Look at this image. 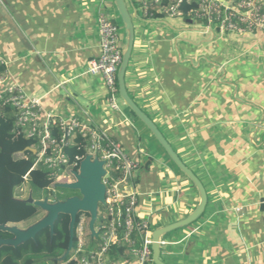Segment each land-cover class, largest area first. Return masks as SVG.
I'll return each mask as SVG.
<instances>
[{
	"label": "crops",
	"instance_id": "obj_1",
	"mask_svg": "<svg viewBox=\"0 0 264 264\" xmlns=\"http://www.w3.org/2000/svg\"><path fill=\"white\" fill-rule=\"evenodd\" d=\"M125 1L135 27L128 94L209 197L197 222L162 239L163 262L264 264V33L222 35L187 18L146 16L143 0ZM102 11L120 26L124 54L127 32L115 0H0V91L18 86L40 99V123L49 114L78 118L119 142L142 164L133 187L137 215L153 235L190 216L201 195L124 102L119 112L111 107L104 78L87 73L101 55ZM128 257V250L112 253L114 261ZM128 264L141 263L129 257Z\"/></svg>",
	"mask_w": 264,
	"mask_h": 264
},
{
	"label": "built area",
	"instance_id": "obj_2",
	"mask_svg": "<svg viewBox=\"0 0 264 264\" xmlns=\"http://www.w3.org/2000/svg\"><path fill=\"white\" fill-rule=\"evenodd\" d=\"M184 4L193 6L188 13L182 10ZM141 8L146 16L161 14L187 18L207 31L215 30L222 35L253 31L264 33V0H143ZM98 22L101 55L89 62L87 73L104 78L110 105L119 112L118 74L123 61L121 28L103 11ZM0 64H4L2 59ZM4 82L5 74L1 73L0 86ZM5 109H11L14 115L15 137L23 136L35 142L31 149L36 151L37 159L32 171L44 169L51 181L43 191L55 193L56 185L74 182L73 172L79 169L85 157L71 161L67 148L76 146L77 141L74 143L73 139L82 137L86 142L87 155H97L105 163L106 205L105 212L99 210L98 213V237L91 238L83 216L77 226L76 246L61 264H128L129 257L137 258L141 264L151 263L152 229L149 221L137 215L138 195L133 188L142 164L133 159L107 131H98L78 118L62 120L49 114L46 122L40 123L41 100L28 98L18 86L10 87L5 93L0 91V116L4 115ZM24 180L28 183L30 174ZM19 192H25L24 186ZM17 198L23 200L25 197ZM164 244L162 242L161 246ZM115 249L128 250L129 257L114 261L112 253Z\"/></svg>",
	"mask_w": 264,
	"mask_h": 264
},
{
	"label": "water",
	"instance_id": "obj_3",
	"mask_svg": "<svg viewBox=\"0 0 264 264\" xmlns=\"http://www.w3.org/2000/svg\"><path fill=\"white\" fill-rule=\"evenodd\" d=\"M116 7L122 18L123 24L127 32V48L123 54V61L118 74V86L119 94L124 99L125 103L129 106L131 111L147 126L152 132L154 137L158 140L161 146L164 148L171 160L176 166L193 182L197 187L201 195L200 206L185 220L172 224L170 226L157 229L154 231L153 238V263L154 264H166L161 257V243L162 239L176 231L185 227H188L197 222L205 213L209 201L208 193L205 186L200 179L190 170L182 161V159L174 151L170 143L166 140L162 132L158 129L155 123L140 109V107L134 102V100L128 94L125 84V74L128 68L132 51L135 43V27L132 16L129 12L125 0H115ZM28 151L36 154L34 149H28ZM107 172L105 170V163L99 159L97 155H87L80 163V167L77 171L73 172L74 182L72 183H60L56 187L60 190L77 191L81 197H70L64 201L50 202L48 198L36 200L33 197V193L29 194V197L23 202L34 205L40 211L44 213V217L31 225L27 229L20 228L18 226L0 225V232L9 234L12 236L10 239H0V251L4 247L18 249L19 247L27 244L30 241H37V237L45 230H49L51 239L55 235V225L60 216H68L70 218L69 224V245L66 253L59 258V263L64 262L71 254L75 246L77 237V222L80 214H86L90 216L89 231L91 238L98 237L96 231V224L98 221V213L100 206L106 205V186L103 183V179ZM264 217V213H263Z\"/></svg>",
	"mask_w": 264,
	"mask_h": 264
},
{
	"label": "trees",
	"instance_id": "obj_4",
	"mask_svg": "<svg viewBox=\"0 0 264 264\" xmlns=\"http://www.w3.org/2000/svg\"><path fill=\"white\" fill-rule=\"evenodd\" d=\"M192 7L184 4L182 10L188 13ZM13 130L14 115L11 109H5L4 115L0 116V225L19 226L36 218L40 211L16 196V191L25 184L24 178L30 174L29 183L38 190L50 186L51 181L44 169L32 171L37 156L28 149L35 146V142L23 136L15 137ZM55 133L60 135L57 130ZM85 143L82 137H78L76 146L67 148V154L72 162L76 161V158L82 159L87 156ZM78 223L79 220L77 226ZM69 224L70 218L62 215L55 225L52 241L49 230H45L37 237L36 242L30 241L18 249L4 247L0 251L2 253L0 264H36L41 257H48L51 263L58 264L57 254H64L69 245ZM5 235L0 232V237ZM125 253L124 249L113 251L117 258H121Z\"/></svg>",
	"mask_w": 264,
	"mask_h": 264
},
{
	"label": "rangeland",
	"instance_id": "obj_5",
	"mask_svg": "<svg viewBox=\"0 0 264 264\" xmlns=\"http://www.w3.org/2000/svg\"><path fill=\"white\" fill-rule=\"evenodd\" d=\"M123 22V21H122ZM121 22V23H122ZM192 24H196L194 21H192L191 22ZM122 29L124 30L125 28H124V24L122 23ZM209 39V38H208ZM197 41L198 42H200V41H205L204 40V37H202V36H200V39H197ZM197 42V43H198ZM201 42V43H202ZM199 44V46H198V50H202V47H204V45H206V44H204V43H202V44ZM212 43V45L211 46H213L212 48H214L215 49V47H216V45H217V43H215V41H213V42H211ZM215 72V71H214ZM119 98H118V105H120L121 103H125V101H124V99L121 97V96H118ZM126 104V103H125ZM127 105V104H126ZM127 107H129L128 105H127ZM157 140V139H156ZM158 141V140H157ZM169 157V156H168ZM170 158V157H169ZM171 159V158H170ZM172 161V160H171ZM172 163L174 164V162L172 161ZM174 165H176V164H174ZM24 189H25V192H19V189L16 191V196H18V197H20V196H22V198L23 197H25L26 199L29 197V194L32 192L33 193V197L36 199V200H41V199H46V198H49L52 202H57L59 199H61V198H63V197H71V196H74V195H77L78 193H77V191H70V190H66L65 192H66V195H64V196H62V192H64V190L62 191V190H60V189H57L56 190V192L55 193H51V192H47V191H43V190H38V189H36V188H33L32 187V185L28 182V183H25V185H24ZM100 211L103 213V212H105V208L102 206H100ZM44 217V213L42 212V211H39V215L36 217V218H34V219H32V220H30L29 222H27V223H24V224H22V225H19L18 227H20V228H23V229H27L28 227H30L31 225H33V224H35L37 221H39L40 219H42ZM224 219V218H223ZM96 227L97 228H99V222L97 223V225H96ZM87 228V227H86ZM87 232L85 231V235L87 236V234H86ZM225 241H227L226 239H225ZM226 245H228L229 246V244H226ZM60 255H64V254H62V253H59V254H57V256H58V258H61V257H59ZM1 256H2V253H0V258H1ZM36 264H53V263H51V261H49V258L48 257H46V258H44V257H41L39 260H37V263ZM58 264H60L59 262H58Z\"/></svg>",
	"mask_w": 264,
	"mask_h": 264
},
{
	"label": "flooded vegetation",
	"instance_id": "obj_6",
	"mask_svg": "<svg viewBox=\"0 0 264 264\" xmlns=\"http://www.w3.org/2000/svg\"><path fill=\"white\" fill-rule=\"evenodd\" d=\"M63 191V190H62ZM66 190H64V192H62V196H64V195H66V192H65ZM78 194L77 195H74V196H77V197H81V195H80V193L79 192H77ZM74 196H71V197H74ZM68 198H70V197H63V198H61V199H59L58 201H64V200H66V199H68ZM263 213H264V211H263ZM85 217V219H86V221H87V225H88V229H89V223H90V216L89 215H86V214H80L79 216H78V220L80 221V219L82 218V217ZM260 231H261V235H262V242L260 243V245H259V248H258V250L261 252V254L264 256V217H263V214H262V218H261V223H260ZM10 238H12V236L11 235H9V234H6L4 237H0V239H10ZM53 239H51V241H52ZM76 242V241H75ZM67 251V250H66ZM66 251H65V253H66ZM64 253V254H65ZM256 254H259L260 255V253L258 252V251H256Z\"/></svg>",
	"mask_w": 264,
	"mask_h": 264
}]
</instances>
